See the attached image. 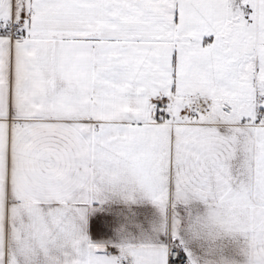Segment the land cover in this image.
<instances>
[{"label":"snow or ice","instance_id":"snow-or-ice-1","mask_svg":"<svg viewBox=\"0 0 264 264\" xmlns=\"http://www.w3.org/2000/svg\"><path fill=\"white\" fill-rule=\"evenodd\" d=\"M0 264H264V0H0Z\"/></svg>","mask_w":264,"mask_h":264}]
</instances>
